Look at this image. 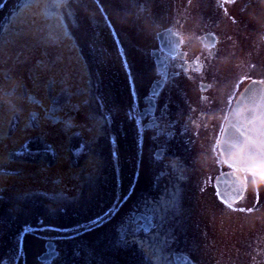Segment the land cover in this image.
I'll list each match as a JSON object with an SVG mask.
<instances>
[{
  "label": "flooded vegetation",
  "instance_id": "1",
  "mask_svg": "<svg viewBox=\"0 0 264 264\" xmlns=\"http://www.w3.org/2000/svg\"><path fill=\"white\" fill-rule=\"evenodd\" d=\"M111 1L110 34L90 55L80 53L92 80L99 65L127 81L126 175L113 177L105 194L98 188L87 208L51 218L34 264L46 242L48 264H137L139 257L143 264H264V0ZM239 97L241 120L247 125L250 113L257 136L249 159L243 130L240 166L229 153L236 146L221 145ZM88 114L97 123L98 114ZM74 137L85 158L89 144L78 131L67 141ZM41 138L33 139L52 159L34 163L38 180L41 166L66 164ZM7 148L0 144L1 168Z\"/></svg>",
  "mask_w": 264,
  "mask_h": 264
},
{
  "label": "trees",
  "instance_id": "2",
  "mask_svg": "<svg viewBox=\"0 0 264 264\" xmlns=\"http://www.w3.org/2000/svg\"><path fill=\"white\" fill-rule=\"evenodd\" d=\"M66 2L67 0L24 2L22 6L15 8V12L9 14L8 19L1 26L0 113L6 116L4 124L7 131L1 136L0 144L3 147L20 146L26 140L39 136L42 137L41 140L45 145L58 150L63 147L62 141H67L75 131L81 133L82 138L91 145L94 143L91 140L93 135H96L98 127L102 126L105 114L96 102H91L92 78L85 67L80 50L71 47V38L67 36L62 21ZM49 9L52 13L46 16L45 13ZM37 45L40 47L37 48ZM45 49L49 53L47 59L56 61L54 73L58 84L53 92L64 97V100L56 106L52 104L49 92L35 87L34 76L30 71L36 60L42 57ZM60 80H63V83H59ZM87 112L98 114L97 123L89 118V114L88 118H85ZM34 113L35 120L32 119ZM51 113L62 116V120L50 124L45 115ZM11 120L15 121L14 127L8 131ZM91 125L94 126L93 130L89 129ZM89 160H92V164L82 162L78 167L69 165L68 169H65L67 162L65 164L64 161L55 162L56 165L51 169L41 166L39 180L36 178L37 166L34 163H18V174L0 172V207H3L1 208L3 212L0 213L11 216L10 221L17 219V222L25 223L22 219L26 218V212L22 208V203L8 192L11 187L34 201L41 194L47 197L66 194L63 199L68 202L66 210L87 208V202L100 193L98 188H101L105 194L106 187L103 185L113 178V174L110 177L97 175L98 171L94 170L101 167L103 172L100 156H92ZM107 173L110 174L108 171ZM105 179L106 183L102 182ZM98 183L100 187L97 188ZM3 197L7 201H3ZM26 202L24 200L23 205Z\"/></svg>",
  "mask_w": 264,
  "mask_h": 264
},
{
  "label": "rangeland",
  "instance_id": "3",
  "mask_svg": "<svg viewBox=\"0 0 264 264\" xmlns=\"http://www.w3.org/2000/svg\"><path fill=\"white\" fill-rule=\"evenodd\" d=\"M31 1L33 0H0V27L8 19L9 14L15 12L17 6ZM111 10H113L111 0L68 1L63 8L62 21L67 29V36L71 38V47L81 51L88 50L87 54L89 55L91 54L90 50H97L96 47L101 44L102 38L108 33L110 34ZM50 11L49 9L45 13L46 16L52 13ZM89 61L92 64L90 56ZM96 68L97 80L93 85L91 95L94 100L91 102L98 104L105 117L102 126L98 127L97 134H94L91 139L94 143L89 145L85 158L78 137H74L68 144L63 140V147L55 149L54 152L56 156L64 158L67 164L70 163L74 167L80 166L82 162L92 164V160L89 158L100 156L103 172L101 167L94 169L98 171L97 175L103 174V176L110 177L113 174V177L120 178L126 175L128 154V115H125V106L129 97L128 84L124 80L123 73L115 72V77H113L99 65ZM93 72L91 75L96 78L95 72ZM49 97L52 103L64 100L62 94L53 91L49 92ZM14 123V120L10 121L8 131L12 130ZM36 143L34 139H29L20 146L10 145L6 161L8 164L4 165L6 168L0 167V172L17 173L19 168L17 164L20 162L32 164L52 159L49 150L38 147V143ZM107 171L110 173L109 175ZM106 181L105 179L102 182L106 183ZM104 186L107 188L110 185L104 184ZM96 187H100V184L98 183ZM8 192L12 193L19 203H22L27 219H22L25 223L23 221L19 223L17 219L10 221L11 216L0 213V264H34L37 253L44 248L43 241L50 238L51 233L48 227L50 219L60 217L64 210L68 209V202L63 200L66 194L60 196V193L56 197H51V195L47 197L41 194L34 201L27 199L24 197L25 194L20 193L19 190L16 192L12 187L8 189ZM24 200L27 201L24 203L25 206L23 205ZM3 201H7V199L3 197ZM1 208L3 207H0V212H3ZM110 208L112 210L114 208L112 203L106 204L105 212H110ZM108 231L109 226H105L102 229L103 235L105 236ZM235 247V245L228 246L226 254L231 253ZM126 256L130 259L138 258L133 250H129ZM136 263L143 264L144 260L139 257Z\"/></svg>",
  "mask_w": 264,
  "mask_h": 264
},
{
  "label": "water",
  "instance_id": "4",
  "mask_svg": "<svg viewBox=\"0 0 264 264\" xmlns=\"http://www.w3.org/2000/svg\"><path fill=\"white\" fill-rule=\"evenodd\" d=\"M255 84L253 85H249L248 89L249 91L254 90ZM241 98L239 97L236 102L235 105L233 107V110L228 118V122L223 130L222 136H221V145L225 146V144H229L230 141L233 145L236 146V150L232 147L231 151L229 152L230 155L232 157H234L238 162L237 164L232 162V164H236L238 166H240V158L241 156L245 153L241 150H239V147L241 145V141L243 139H245V135H243V130L247 129V135L246 138L248 140V157L249 159L251 158V155L253 154V150H254V145H256V143H253V137H257L256 135L252 134V130L254 128L253 125L250 124V113L248 115V123L247 125H245V121L241 120ZM250 101V100H249ZM253 145V146H252ZM234 159V160H235ZM238 196V194H237ZM235 196V197H237ZM234 199V198H233ZM52 248V244L51 242H46L45 243V252L42 253L39 257L38 260L41 261V264H48V260L50 258V254L49 251Z\"/></svg>",
  "mask_w": 264,
  "mask_h": 264
},
{
  "label": "snow or ice",
  "instance_id": "5",
  "mask_svg": "<svg viewBox=\"0 0 264 264\" xmlns=\"http://www.w3.org/2000/svg\"><path fill=\"white\" fill-rule=\"evenodd\" d=\"M39 47L40 45H37V48ZM48 55L49 53L45 49L42 57L36 60L35 64L30 68V71L33 73V83L37 89L52 92L55 91L58 84L56 74L54 73L56 61H49L47 59ZM59 83H63V80H60ZM32 119H36L35 113L33 114Z\"/></svg>",
  "mask_w": 264,
  "mask_h": 264
},
{
  "label": "bare ground",
  "instance_id": "6",
  "mask_svg": "<svg viewBox=\"0 0 264 264\" xmlns=\"http://www.w3.org/2000/svg\"><path fill=\"white\" fill-rule=\"evenodd\" d=\"M89 73H90V71H89ZM94 80H95V79H94ZM94 80H92V82H93V85H94V82H95Z\"/></svg>",
  "mask_w": 264,
  "mask_h": 264
}]
</instances>
